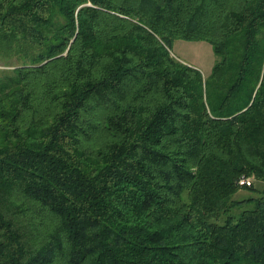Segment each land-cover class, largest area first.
Returning a JSON list of instances; mask_svg holds the SVG:
<instances>
[{
    "label": "trees",
    "instance_id": "obj_1",
    "mask_svg": "<svg viewBox=\"0 0 264 264\" xmlns=\"http://www.w3.org/2000/svg\"><path fill=\"white\" fill-rule=\"evenodd\" d=\"M255 182L264 0H0V264H264Z\"/></svg>",
    "mask_w": 264,
    "mask_h": 264
},
{
    "label": "rangeland",
    "instance_id": "obj_2",
    "mask_svg": "<svg viewBox=\"0 0 264 264\" xmlns=\"http://www.w3.org/2000/svg\"><path fill=\"white\" fill-rule=\"evenodd\" d=\"M170 55L179 62L197 68L204 77L208 76L215 62V56L210 44L204 41L175 40L170 50ZM258 190L264 189V183L255 182ZM253 193H242L238 199L246 198Z\"/></svg>",
    "mask_w": 264,
    "mask_h": 264
},
{
    "label": "built area",
    "instance_id": "obj_3",
    "mask_svg": "<svg viewBox=\"0 0 264 264\" xmlns=\"http://www.w3.org/2000/svg\"><path fill=\"white\" fill-rule=\"evenodd\" d=\"M239 183L240 184H246V185H248L249 184V180L248 179H241L240 181H239Z\"/></svg>",
    "mask_w": 264,
    "mask_h": 264
}]
</instances>
